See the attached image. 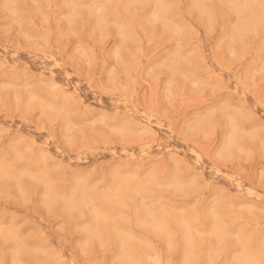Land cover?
<instances>
[{
    "label": "rangeland",
    "instance_id": "obj_1",
    "mask_svg": "<svg viewBox=\"0 0 264 264\" xmlns=\"http://www.w3.org/2000/svg\"><path fill=\"white\" fill-rule=\"evenodd\" d=\"M0 264H264V0H0Z\"/></svg>",
    "mask_w": 264,
    "mask_h": 264
}]
</instances>
